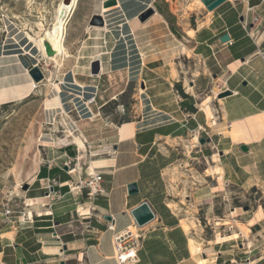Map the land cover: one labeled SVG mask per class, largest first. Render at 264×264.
<instances>
[{"label":"crops","instance_id":"crops-1","mask_svg":"<svg viewBox=\"0 0 264 264\" xmlns=\"http://www.w3.org/2000/svg\"><path fill=\"white\" fill-rule=\"evenodd\" d=\"M165 2L169 9V0H117L126 21L151 6L167 29V48L158 46L146 67L140 111L89 160L69 130L71 143L43 141L45 156L30 175L43 195L25 200L28 217L10 220L0 206V264H119L113 235L135 225L130 211L144 200L154 218L140 227L132 264H264V205L242 213L230 202L242 192L264 197V0L202 4L182 26L158 10ZM3 58L0 49V75L14 82L0 86V98L7 89L16 93L10 101L28 96L29 78L17 79L21 63ZM181 72L190 74L189 89ZM87 173L102 175L93 199L67 186ZM132 182L138 191L129 194ZM199 211L214 223L193 253L181 220Z\"/></svg>","mask_w":264,"mask_h":264},{"label":"rangeland","instance_id":"rangeland-1","mask_svg":"<svg viewBox=\"0 0 264 264\" xmlns=\"http://www.w3.org/2000/svg\"><path fill=\"white\" fill-rule=\"evenodd\" d=\"M63 1L69 4L71 0ZM169 1V9L165 2L158 10L181 26L184 18L193 21L199 13L197 8L202 7L198 0ZM60 2L0 0V49L4 57H9L3 59H7L6 63H21L18 80L25 79L26 72L32 77L33 67L42 74L28 96L10 101L16 93L7 89L6 96L0 98V203L4 201L2 192L12 191L9 205L15 215L24 217L31 208L25 200L43 195L35 175L29 178L45 152L43 141L48 147L71 143L73 139L65 136L69 130L84 140L87 159L95 158L96 153L103 151L99 145L113 140L119 124L134 119L140 111L138 103L151 53L158 46L166 49L168 45L167 29L156 21L153 7L149 6L152 13L144 20L139 19L140 12L135 22H128L117 4L104 6L105 0H78L65 22L66 53L54 55L55 61L49 60L42 55L38 43L43 30L53 26ZM104 25L106 32L98 29ZM179 64L182 71L188 60L181 57ZM100 71L99 76H90ZM181 73L185 88L189 89L186 76L190 74ZM11 75H0V86L12 84ZM205 95L206 92L198 95L199 100ZM31 139L33 143L25 151L24 146ZM258 198V193L249 191L238 193L230 202L246 213L264 205V197ZM186 218L193 222L192 237L201 251L200 243L210 238L214 219L201 211Z\"/></svg>","mask_w":264,"mask_h":264},{"label":"built area","instance_id":"built-area-1","mask_svg":"<svg viewBox=\"0 0 264 264\" xmlns=\"http://www.w3.org/2000/svg\"><path fill=\"white\" fill-rule=\"evenodd\" d=\"M227 126H229V124ZM202 131L204 130L202 129ZM101 182L102 175L100 173H87L85 175H79L76 180L71 182L73 185L68 183L67 186L70 191H77L79 193H81L83 189H86L87 197L93 199L96 194L101 191ZM51 192H53V189H51ZM12 194L11 196L3 197L4 201L0 203L2 213L9 219L11 216L15 215V211L11 209L12 205H9L13 196ZM106 228L108 230H114V226L111 222L107 223ZM140 237V227L136 225H134V230L127 228L122 232L114 233V257L119 264H132L137 261L136 251L140 244Z\"/></svg>","mask_w":264,"mask_h":264},{"label":"bare ground","instance_id":"bare-ground-1","mask_svg":"<svg viewBox=\"0 0 264 264\" xmlns=\"http://www.w3.org/2000/svg\"><path fill=\"white\" fill-rule=\"evenodd\" d=\"M77 2H78V0H71L70 3L68 4V1L65 2V1L61 0V2L59 3V5L55 9V22L53 23V26L49 30L44 29L42 36H40V38H39V43L38 44L40 46V50L42 52V55L44 57L48 58L49 60L55 61L54 55H57L58 56V55H62L63 53H66L65 52V49H64V43H63V40H64V32H65L64 31L65 30V22H66L67 17L69 16L70 12L76 6ZM199 3L202 5V3L200 1H199ZM98 29L102 30L103 32H106L107 31V28H106L105 25L103 27L98 28ZM45 42H48L49 45H50V47L55 51V53L53 55H51V57L48 56L46 54V52H45V47H44V43ZM100 74H102L101 71H100V73H98L96 75H90V76H99ZM26 75L29 78V83L28 84H30V90H33V88L36 87V84H38V83H36V81L33 82V80H32L33 78L29 74H27V72H26ZM207 102H208V100L207 101H204L201 104V106H205L206 107ZM44 108L45 109H48V107H46L45 104H44ZM72 136H73V133H72ZM74 139H75V142L78 144V146H80L82 148L84 147L85 144L83 143V140L80 137L74 135ZM32 143H33V140L31 139L30 142H28L24 146L25 147L24 150L25 151L29 150L30 149L29 147H31V144ZM83 149H85V147ZM36 155H35V158H36ZM33 171H34V169H33ZM30 175H32V173ZM71 185H73V184L71 183ZM12 193H13L12 191H7V190L5 192H2L3 197L11 196ZM181 224L187 230V232H192L193 229H194L193 228L194 227L193 226V222L191 220L186 219V218H184V219L181 220ZM240 228H242V227H240ZM129 229L134 230V226H132ZM190 245H191V248L193 250V253H198L199 252L198 242L192 236H190ZM203 259H200V262L203 263L204 262Z\"/></svg>","mask_w":264,"mask_h":264},{"label":"water","instance_id":"water-1","mask_svg":"<svg viewBox=\"0 0 264 264\" xmlns=\"http://www.w3.org/2000/svg\"><path fill=\"white\" fill-rule=\"evenodd\" d=\"M200 1L206 7V9L212 10L213 8H215L216 6H218L219 4L224 2L225 0H200ZM114 4H117V0H105V2H104V6L114 5ZM151 13H152V9L150 7H148L147 9L142 11L138 17L140 20H144ZM221 40L222 41L228 40L227 35H224L221 38ZM44 47H45V52L48 56H51L55 53V51L50 47L48 42L44 43ZM30 74L35 79V81H38L42 78V74L40 73V71L36 67H33L30 70ZM229 93H230V91H227L225 93H222L220 96H225ZM206 141H208V140H206ZM199 142L204 143L205 139L201 138V139H199ZM241 149L246 150V147L241 146ZM26 188H27V186L25 185L24 189H26ZM127 190H128L129 194L136 193L138 191L137 184L135 182L129 183L127 185ZM244 209H248V208L245 207ZM130 214L133 217L135 225L138 227H143L145 224H147L149 221H151L154 218L153 210H152L151 206L149 205V203L145 200L141 201L136 207L131 209ZM106 218H109V216L107 215Z\"/></svg>","mask_w":264,"mask_h":264},{"label":"trees","instance_id":"trees-1","mask_svg":"<svg viewBox=\"0 0 264 264\" xmlns=\"http://www.w3.org/2000/svg\"><path fill=\"white\" fill-rule=\"evenodd\" d=\"M40 175V172H39V174H38V176Z\"/></svg>","mask_w":264,"mask_h":264}]
</instances>
